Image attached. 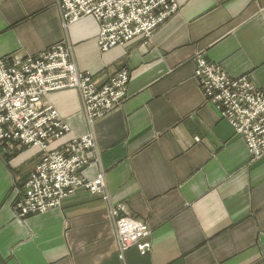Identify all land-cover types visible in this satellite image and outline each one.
<instances>
[{
	"label": "crops",
	"instance_id": "1",
	"mask_svg": "<svg viewBox=\"0 0 264 264\" xmlns=\"http://www.w3.org/2000/svg\"><path fill=\"white\" fill-rule=\"evenodd\" d=\"M178 12L146 40L102 52L86 17L65 29L56 0H0V58L36 57L68 40L98 86L130 72L127 101L89 124L77 90L47 102L70 126L50 149L92 134L108 199L84 189L63 206L19 218L15 205L42 157L0 155V264H264V156L221 118L195 78L203 54L232 77L264 88V0H176ZM147 224L152 250L121 259L112 210Z\"/></svg>",
	"mask_w": 264,
	"mask_h": 264
},
{
	"label": "built area",
	"instance_id": "2",
	"mask_svg": "<svg viewBox=\"0 0 264 264\" xmlns=\"http://www.w3.org/2000/svg\"><path fill=\"white\" fill-rule=\"evenodd\" d=\"M57 4L65 27L86 17L97 21L102 52L125 46L139 36L150 39L179 10L176 0H57ZM195 76L208 103L244 139L252 160L261 159L264 88H257L245 76H230L203 54L195 58ZM129 82L130 72L122 69L98 86L92 73L79 71L73 50L65 43L56 44L36 57L0 58V153L24 148H39L44 153L16 203L20 218L59 209L80 189L108 199L104 173L93 180L83 175L97 160V143L92 134L74 137L60 149H50L71 130L47 97L68 89L77 90L83 113L92 124L127 101ZM124 212L120 205L112 210L120 258L124 259L133 247L141 255H147L152 250L150 227L123 215Z\"/></svg>",
	"mask_w": 264,
	"mask_h": 264
},
{
	"label": "rangeland",
	"instance_id": "3",
	"mask_svg": "<svg viewBox=\"0 0 264 264\" xmlns=\"http://www.w3.org/2000/svg\"><path fill=\"white\" fill-rule=\"evenodd\" d=\"M56 2H57V0H56ZM57 6H58V4H57ZM59 8V7H58ZM60 10V9H59ZM79 22V21H78ZM77 23V22H76ZM65 27V26H64ZM70 27V26H69ZM69 27H65V29H68ZM60 43H65L67 46H69V47H71V49L73 50V47H72V45L70 44V42L68 41V40H66V41H64V42H60ZM59 44V43H58ZM49 49V48H48ZM46 51V50H45ZM24 58V57H23ZM207 58V57H206ZM73 60H74V62H75V59H74V50H73ZM211 62V61H210ZM213 63V62H212ZM214 64V63H213ZM122 69H124V68H122ZM122 69H119V70H117V71H115L113 74H111L110 76H109V78L112 76V75H114V74H116L117 72H119L120 70H122ZM195 74V73H194ZM195 78H196V76H195ZM93 79H94V77H93ZM109 80V79H108ZM107 80V81H108ZM95 81V80H94ZM105 84V83H104ZM103 84V85H104ZM102 86V85H101ZM122 107V106H121ZM225 120V119H224ZM226 121V120H225ZM236 133V132H235ZM238 135V134H237ZM23 149H15L13 152H10V153H7V154H3V153H0V155H1V157H4V158H6V157H9V156H12V155H15V154H18L19 152H21ZM43 152H42V156H43ZM42 158V157H41ZM256 161V160H255ZM25 187V186H24ZM23 191H24V188L22 189V191H21V195L23 194ZM21 195H20V197H19V199L17 200V202L20 200V198H21ZM16 202V203H17ZM16 206V205H15ZM120 206H123V205H120ZM15 208V207H14ZM15 212H16V215H17V211L15 210ZM47 213V212H46ZM38 215V214H37ZM123 215H125V212L123 213ZM18 216V215H17ZM19 217V216H18ZM28 217H30V216H28ZM28 217H26V218H28ZM20 218V217H19ZM25 219V218H24ZM133 248H135V247H133ZM129 251V250H128ZM127 251V252H128ZM126 252V253H127ZM126 253H125V255H126ZM140 253V252H139Z\"/></svg>",
	"mask_w": 264,
	"mask_h": 264
},
{
	"label": "bare ground",
	"instance_id": "4",
	"mask_svg": "<svg viewBox=\"0 0 264 264\" xmlns=\"http://www.w3.org/2000/svg\"><path fill=\"white\" fill-rule=\"evenodd\" d=\"M157 30V29H156ZM246 77V76H245ZM248 78V77H247ZM249 79V78H248Z\"/></svg>",
	"mask_w": 264,
	"mask_h": 264
}]
</instances>
